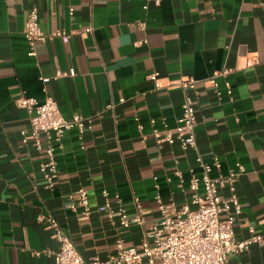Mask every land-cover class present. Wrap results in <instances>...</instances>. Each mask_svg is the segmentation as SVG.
I'll use <instances>...</instances> for the list:
<instances>
[{
	"label": "crops",
	"instance_id": "1",
	"mask_svg": "<svg viewBox=\"0 0 264 264\" xmlns=\"http://www.w3.org/2000/svg\"><path fill=\"white\" fill-rule=\"evenodd\" d=\"M31 9L46 35L34 56L23 36ZM57 29L68 42L50 36ZM218 71L226 73L216 78V94L206 81ZM187 77L197 81L190 92L196 139L182 150L151 132L176 126ZM23 96L50 97L65 119L90 120L81 135L72 128L62 136L52 189L40 170L47 141L41 136L38 150L29 135V115L16 105ZM197 156L219 161L213 177L244 168L234 179V237L248 238L250 228L264 235V0H0V264H54L49 217L85 260H106L119 240L152 244L157 196L167 209L190 204ZM80 189L87 213L67 208ZM135 199L145 223L123 227L118 201L132 218ZM228 264H264V248L251 244Z\"/></svg>",
	"mask_w": 264,
	"mask_h": 264
},
{
	"label": "built area",
	"instance_id": "2",
	"mask_svg": "<svg viewBox=\"0 0 264 264\" xmlns=\"http://www.w3.org/2000/svg\"><path fill=\"white\" fill-rule=\"evenodd\" d=\"M90 29H86L89 32ZM23 36L28 44V54L34 56L36 47L43 42L46 35L39 27L38 13L31 9L27 15ZM50 36L60 37L63 42H68L69 35L66 31L57 29ZM250 61L246 66H250ZM73 72L71 71L70 74ZM225 71L215 72L206 83L214 89L216 94V78L224 75ZM67 73H58V76ZM157 73L148 75L158 87ZM197 81L187 77L180 81L183 92L182 115L173 128L158 130L153 128L151 135L155 140L165 141L169 144L177 142L180 149L186 150L195 147V110L190 92L195 89ZM227 90L229 92V86ZM17 107L24 109L29 115V135L35 140L36 148H42L40 137L44 136L47 144L44 147L46 161L41 165L46 186L52 189L56 184L58 171L56 167L55 153L60 147V141L66 131L76 128L80 135L89 126L87 121L79 114L65 119L59 111L57 103L47 97L43 103H39L32 97H20L16 100ZM141 131V125H138ZM26 132L22 130L20 136L26 141ZM201 169V174L191 175L189 189L192 191L190 204H184L177 208L171 205L166 208L157 196L161 218L151 227L149 237L153 243L143 241L139 246L125 247L121 240L117 241L115 252L106 260L83 259L76 251L71 238L64 232L60 223L53 217L47 219V227L57 244L54 251V264H228V258L232 255L243 253L251 244H257L264 248V235L257 234L250 228V235L243 240H236L233 232L234 217L240 212V205L236 196L234 179L244 172L241 165L236 169H230L226 175L211 176L213 169L219 170L220 163L214 158L207 163L200 156L196 158ZM181 177L180 172L175 173ZM227 188L229 195L221 197L219 191ZM102 196L107 198L106 191ZM119 203V223L123 227L130 225L142 226L145 223L143 207L138 199L134 200L135 215L128 218L125 209ZM80 207L84 213L88 212V195L85 189L79 190L78 202H70L67 208L74 211ZM104 208L109 221H113V212L106 202Z\"/></svg>",
	"mask_w": 264,
	"mask_h": 264
}]
</instances>
